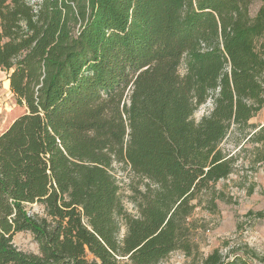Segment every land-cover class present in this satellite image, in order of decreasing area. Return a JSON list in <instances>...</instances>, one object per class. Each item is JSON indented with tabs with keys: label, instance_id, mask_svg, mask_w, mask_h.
<instances>
[{
	"label": "trees",
	"instance_id": "trees-1",
	"mask_svg": "<svg viewBox=\"0 0 264 264\" xmlns=\"http://www.w3.org/2000/svg\"><path fill=\"white\" fill-rule=\"evenodd\" d=\"M0 69L24 109L0 133V264L191 257L194 213L236 169L223 143L264 106V0H0ZM251 140L264 163V128ZM115 164L146 181L136 215ZM232 253L200 264H264Z\"/></svg>",
	"mask_w": 264,
	"mask_h": 264
},
{
	"label": "rangeland",
	"instance_id": "rangeland-1",
	"mask_svg": "<svg viewBox=\"0 0 264 264\" xmlns=\"http://www.w3.org/2000/svg\"><path fill=\"white\" fill-rule=\"evenodd\" d=\"M13 77L17 78L18 83H13ZM21 87V73L0 69V133L24 112L15 99V92ZM211 108L209 101L196 113L195 119L199 121L208 115ZM250 125L254 128L245 131L234 129L223 143L226 152L235 158L236 169L231 176L217 184L219 199L216 209H209L204 203L193 215L196 225L193 236L198 251L191 257L181 252L173 253L160 264H200L214 250L224 256H233L232 252L239 249L253 251L264 258V219L257 217V214H264V163H256L259 145L251 140L254 133L264 128V106L250 120ZM112 174L121 188L126 211L136 215L134 200L137 190L145 189L146 181L123 164H115ZM34 210L39 211L40 207L35 206ZM124 233L125 230L122 236ZM14 244L25 253H38V245L29 232L17 233Z\"/></svg>",
	"mask_w": 264,
	"mask_h": 264
}]
</instances>
